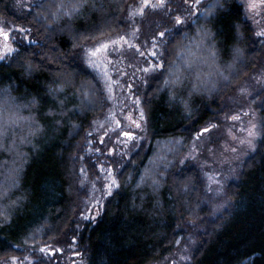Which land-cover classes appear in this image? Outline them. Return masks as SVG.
I'll return each mask as SVG.
<instances>
[{
  "label": "trees",
  "instance_id": "obj_1",
  "mask_svg": "<svg viewBox=\"0 0 264 264\" xmlns=\"http://www.w3.org/2000/svg\"><path fill=\"white\" fill-rule=\"evenodd\" d=\"M137 1L40 0L20 11L14 0H0V21L28 28L31 40H17L15 54L0 62V92L7 90L17 103L30 104L39 124L7 216L0 220V256L15 252L35 231L42 241L75 236L86 252V264H148L169 253L193 223L202 222L188 264H264V98L257 148L227 187L229 205L216 218H205L208 208L197 168L179 164L178 155L153 160L156 141L187 139L203 129L227 95L258 66L262 44L239 0H220L208 16L197 14L174 28L164 67L150 79L144 95L149 147L132 155L119 189L105 201L95 223L72 230L79 201L76 157L85 131L104 108L101 86L81 61L80 49L124 28L127 8ZM78 2L83 3L78 12L64 14ZM186 2L171 0L155 10L152 33L172 26L175 15L185 13ZM205 26L211 59L227 77L206 89L193 81L205 68L206 46L200 43ZM228 64L232 66L226 70ZM174 65L179 66L180 82L164 85L166 78H173L168 70ZM57 86L63 91L49 92ZM152 164V177L159 184L153 185L152 178L141 183Z\"/></svg>",
  "mask_w": 264,
  "mask_h": 264
},
{
  "label": "rangeland",
  "instance_id": "obj_2",
  "mask_svg": "<svg viewBox=\"0 0 264 264\" xmlns=\"http://www.w3.org/2000/svg\"><path fill=\"white\" fill-rule=\"evenodd\" d=\"M40 0H14L18 10L26 11L33 4ZM171 0H166L169 4ZM242 3L245 19L253 28L255 36L260 39L262 44V54L258 66L227 95L222 107L211 121L203 126L211 127V131L201 134V130L184 139L182 137H167L156 141L154 161L165 160L167 156L174 155L178 158L179 164L190 163L199 171L202 190L207 204L206 219H214L220 215L229 205L227 187L235 181L247 159L255 152L258 141L262 135L263 123L259 115V106L264 98V2L262 0H239ZM216 0H190L186 2L185 13L180 14L185 20L191 21L197 14L208 16L214 11H209V6ZM156 3V0H150ZM221 1L217 3V6ZM255 7H251V5ZM143 5V0L132 3L126 11V26L113 34L101 37L93 43L82 45L80 58L84 65L94 74L99 82L103 98L104 108L101 113L94 117L85 131V137L80 144V150L76 157L78 175V210L73 221L72 230H79L86 225L95 223L101 215L105 206V201L113 195L120 187L123 168L131 161L132 155L138 151H144L149 147L151 138L148 131L147 116L144 108V95L150 83V79L157 76L161 69L157 71L143 72L142 69L148 68L152 64L163 61L166 55V45L159 49L163 55L158 60L151 56V37L156 27V20L152 7H145L143 15L137 14L138 9ZM216 6V7H217ZM175 15V17H177ZM172 26L161 28L164 31ZM158 26V24H157ZM206 27V26H205ZM26 29L20 32L18 29ZM0 29L8 34L6 39L0 34V62L9 61L15 51L5 55V46L15 48L17 40L30 42V30L12 22L0 21ZM208 37H204L205 45L203 71L196 73L194 82L200 83L205 89L209 83L214 84L216 79H225L223 69L214 64L209 51ZM156 30V29H155ZM159 31V32H160ZM158 32V31H157ZM202 33V34H203ZM120 36L126 37L128 44L121 42L118 46L109 45L106 51H101L95 57L96 67H89L86 56L89 49H95L101 44L111 40H117ZM204 36V34H203ZM202 37V36H201ZM200 37V38H201ZM147 41L148 43H145ZM139 45V52H144L140 56L135 47L128 45ZM209 51V54L207 52ZM185 57V61H189ZM184 61V63H186ZM175 71L178 65H174ZM231 64L226 65V70L230 69ZM179 67V66H178ZM198 64H194L196 69ZM217 67V68H216ZM174 69H172L174 71ZM174 71V72H175ZM180 71V70H179ZM107 72L112 81V99H107L109 95L105 88ZM227 78V77H226ZM212 86V85H211ZM213 87V86H212ZM4 91V90H2ZM137 99L139 103H137ZM143 109L144 119L140 121L141 128H135L126 118L132 115L139 120V110ZM232 116H239V120L231 119ZM116 121H120L121 127H117ZM252 124L256 125L253 137L248 136L252 130ZM39 129L31 110L30 104L17 103L11 99L8 91L0 92V192L8 188L6 196H0V220L5 219L12 200L10 196L16 189L18 172L22 166L23 158L27 148L32 142L31 138ZM122 131H131L137 139L128 140L127 137L120 135ZM107 133V135H105ZM199 136V139L197 137ZM119 137V138H118ZM235 137V139H233ZM252 140L249 146L247 140ZM245 143L241 144L240 141ZM127 141V144L123 143ZM235 148L236 151H231ZM111 150V151H110ZM168 158V159H170ZM175 158V159H176ZM151 171L154 164L148 167ZM111 170V176L115 177L119 183L118 188L112 189L111 195H106L104 185ZM10 202V203H9ZM189 232L180 236L174 248L162 258L154 260L148 264H188L192 261L193 251L197 244L198 230L203 229V224L193 223ZM35 231L24 240L22 245L15 246L16 251L5 256H0V264H59L57 256L52 255L56 250L66 251V264H86V252L79 246L78 239L71 235L60 240H38ZM35 234V236H34ZM43 249L44 251H41ZM73 251L79 253L77 258H71Z\"/></svg>",
  "mask_w": 264,
  "mask_h": 264
},
{
  "label": "snow or ice",
  "instance_id": "obj_3",
  "mask_svg": "<svg viewBox=\"0 0 264 264\" xmlns=\"http://www.w3.org/2000/svg\"><path fill=\"white\" fill-rule=\"evenodd\" d=\"M219 2V0H216L215 3L211 4L209 6V11H211L212 9H214L217 6V3ZM262 2H264V0H262ZM197 3H199V0H197ZM152 7L153 9H164L167 5H166V0H156V3H150V0H143V5L140 7V9H138L137 14L139 15H143L144 12V8L145 7ZM61 7H63V5H61ZM83 7V3H75L71 6V11H66L64 14L71 16L73 13L78 12L80 10V8ZM251 7H255V5H251ZM185 23V20L182 19L180 16L175 17V24H174V28H179L180 26H182ZM20 32H24L26 31V29H18ZM173 32V28H168L165 29L164 31H160L158 32L156 35L151 37V48L149 49L151 56L156 57L158 60H160V57L163 55L162 52L158 51L159 49L163 48L167 42H168V38L171 37V34ZM0 34L4 35L5 38H8V34L4 33L2 29H0ZM259 35H264V32L258 33ZM208 35V33L205 31L204 32V36L201 37V43L204 40V37H206ZM121 42H123L124 44H128V41L126 39V37L124 36H120L117 40H111L108 43H104L101 44L99 47L95 48V49H89L88 50V54L86 56L87 59V64L89 67H96V63H95V57H97V55L101 52V51H106L109 48V45H113V46H118L121 44ZM145 43H148L147 41H145ZM129 47H135L136 50L139 52V45H132L129 44ZM14 51H17L15 48H11V47H7L5 46V55L10 54ZM140 56H144L145 53L144 52H139ZM3 56H0V59H3ZM187 63V61H185ZM164 67V63L162 60H160V62L156 63V64H152L150 65L148 68H144L142 69L143 72H149V71H157L161 68ZM169 75L172 76V79H165L163 81L164 85H175L178 84L180 82V75H179V67L177 66V70L174 72L171 68H169ZM104 76L106 78V83H105V88L107 90V92L109 93V95L106 97L107 99H112V84L116 83L115 81H112L111 77L108 76L107 72L104 73ZM57 91H63V86H57V88L53 89L51 87H49V92L55 93ZM94 91V89L92 90ZM85 97L88 96V92H84L83 93ZM137 103H139V100L137 99L136 101ZM33 103H36L35 100H33ZM61 103H63L61 101ZM131 124L139 129L141 128V123L140 121H143L144 119V111L143 109L139 110V120L133 118L132 115H129L128 117H126ZM231 119L233 120H239L240 117L239 116H232ZM116 125L117 127H121L120 121H116ZM215 127L214 125L211 127H206L204 129L201 130V134L203 135L204 133H208L211 131V128ZM252 130H250L248 132V136L249 137H253L255 135V128L256 125L252 124L251 126ZM105 135H107V133H105ZM120 135L127 137L128 140H132V139H137V137L134 136L133 132L131 131H122L120 133ZM119 138V137H118ZM197 139H199V136L197 137ZM233 139H235V137H233ZM123 143H125V145L127 144V141H123ZM241 144L245 143L244 140L240 141ZM247 143L249 144V146H252V140L248 139ZM111 151V150H110ZM231 151L235 152L236 149L232 148ZM147 178H152V183L153 185H158L159 181L156 180L154 177H152V172L150 169L146 168L144 175L141 176L140 178V182L143 183L145 182V180ZM108 180V182L104 185V189L106 190L105 194L106 195H111L112 194V189L113 188H118L119 187V183L116 181L115 177L111 176V170H109V175L106 178ZM8 192V188H4L2 192H0V196H6ZM3 213L0 212V215H2ZM41 251H44L43 249H41Z\"/></svg>",
  "mask_w": 264,
  "mask_h": 264
},
{
  "label": "flooded vegetation",
  "instance_id": "obj_4",
  "mask_svg": "<svg viewBox=\"0 0 264 264\" xmlns=\"http://www.w3.org/2000/svg\"><path fill=\"white\" fill-rule=\"evenodd\" d=\"M55 254L57 256L58 259H56V261H58L59 264H66L68 263V261L70 260L69 257L68 259H66L67 253L66 251H61V250H56V252H52V255ZM79 255L78 252L73 251V254L70 256L71 258H77V256ZM72 264H75L74 260H71Z\"/></svg>",
  "mask_w": 264,
  "mask_h": 264
},
{
  "label": "bare ground",
  "instance_id": "obj_5",
  "mask_svg": "<svg viewBox=\"0 0 264 264\" xmlns=\"http://www.w3.org/2000/svg\"><path fill=\"white\" fill-rule=\"evenodd\" d=\"M13 23V22H12ZM33 157V156H32Z\"/></svg>",
  "mask_w": 264,
  "mask_h": 264
}]
</instances>
